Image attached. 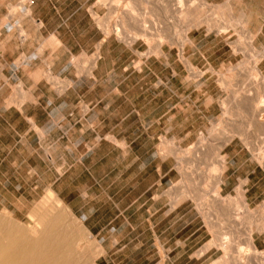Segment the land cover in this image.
Masks as SVG:
<instances>
[{
	"label": "rangeland",
	"instance_id": "374dc122",
	"mask_svg": "<svg viewBox=\"0 0 264 264\" xmlns=\"http://www.w3.org/2000/svg\"><path fill=\"white\" fill-rule=\"evenodd\" d=\"M184 1L186 7L192 2L194 7H191L187 13L177 14L173 12L172 2H166L169 4L166 5L160 0L159 2L152 0L146 5L142 0H0V75L6 76L0 79V92L9 93L7 101L13 105L20 92H26L27 101H33V92L40 91L44 96L41 103L47 105L49 95L46 94L48 93L46 90L51 88L61 94L69 85V77L78 78L90 74L94 69L93 62L96 66L100 55L107 61L104 72L115 66L113 73L118 76L151 75V79L147 80L143 89L160 90V80L171 73L169 68L179 69L188 82L207 81L210 95L214 100H218L219 114L214 122L190 141L188 146H173L171 141L168 152L171 173L169 181L165 183L169 189L164 194V201L171 208L185 203L187 209H196L206 226L217 224L218 228L226 231L238 224L239 227H259L262 231L264 167L257 159V154L264 153V132L255 126L248 127V118L256 96L253 86L250 87L254 84L249 78L257 72L264 77V66H258L264 56V44L257 49L259 47L253 41L255 36L249 32L247 18L249 0ZM122 20L127 22L124 26L121 25ZM144 24L148 26L147 39L134 35L137 31H141ZM152 26L156 29L160 28L159 33H154L151 30ZM54 31L57 32L58 38L64 39V47L56 52L59 43L53 36ZM193 31L196 32L195 35H190ZM184 32L189 33L191 43L188 45L184 43ZM106 33L109 35L107 36ZM129 36L136 37V40L131 41ZM160 36L162 38H159ZM191 37L196 39L195 43ZM104 40L110 43L102 45ZM158 41L162 42L160 54L155 48ZM109 44H111L110 54ZM226 54L231 55L232 65L221 67V60L226 58ZM166 56L167 59H164ZM167 63L170 67H167ZM157 77L160 79L158 82ZM133 80L131 79L132 82ZM38 81L41 82V86L35 89L34 86ZM114 84V81L109 82L108 89ZM130 85L139 89L141 84L127 82L123 86L130 87ZM84 87V81L79 79L75 82L76 90L81 91ZM246 90H251L252 97H247ZM234 95L240 96V98L237 96L239 99L235 103L232 102ZM225 102L230 103L229 115L226 117L232 118L231 120L224 118L222 105ZM80 105L83 106L82 103ZM225 122H229L230 125ZM218 125H221L222 129L220 126L218 131H215ZM228 130L243 135L242 139L235 137L225 146L222 155L226 157L227 163L230 161V170L235 171L236 178L232 180L231 185L238 186L243 183L246 187L253 188V198H255L253 202L256 204V209L245 211L247 214L242 213L243 207L239 208L238 196L234 198L224 196L219 191L223 202L215 201L214 176L210 171L212 164L200 161L192 165L185 158L186 153L188 151L191 153L201 140L213 139L210 137L212 131L223 137L227 135ZM228 155L230 157H227ZM48 192L51 191H47L46 195L26 212V215L6 211L10 216L5 218L20 230L28 231L35 224L28 215L44 204ZM115 198L112 195L91 194L88 203H77L80 213L84 215L83 221L87 225L85 227L68 209L59 213L65 216L63 223L68 227L70 236L80 244L82 252L87 255L96 254L95 251L100 252L95 264L106 262L107 264H148L153 255V245L147 242L148 237L145 234L137 237L143 238L142 241H131L136 235L130 234L129 227L116 225L115 223L120 222L117 220L106 228L105 235L99 237L96 234L98 227L90 224L99 222V217H102L103 221L113 220L117 213L113 208V204L116 203ZM177 199L179 201L176 202ZM235 204H238V207ZM233 205L237 212H241L237 214L238 222L235 224L228 221L230 216L233 217V214H230ZM104 206L111 209L105 211ZM3 212L0 211L2 218H4L1 215ZM52 216L55 218L56 215ZM87 229L93 232V236ZM142 230L144 228H138L137 234ZM212 234L215 235L213 232ZM221 236V243L226 237L227 248H221V244L219 245L221 257L212 264H258V261L259 264H264V252L257 253L252 247L256 252L254 256L249 245L245 250L235 248L236 241L230 233L225 232ZM104 237L108 240L118 238L122 241L102 242L101 239ZM100 246L107 252L106 260L99 259L103 254ZM203 252L201 249L196 255H201ZM232 254L236 256L229 258ZM242 254H247L248 258L244 259Z\"/></svg>",
	"mask_w": 264,
	"mask_h": 264
},
{
	"label": "crops",
	"instance_id": "0c3cea01",
	"mask_svg": "<svg viewBox=\"0 0 264 264\" xmlns=\"http://www.w3.org/2000/svg\"><path fill=\"white\" fill-rule=\"evenodd\" d=\"M248 3L249 32L260 49L264 44V0ZM53 36L59 43L56 52L64 47V39L58 38L56 31ZM105 43L110 42L104 40L102 45ZM221 61V67L232 65L230 54ZM106 62L100 55L90 74L69 77V85L61 94L46 90L47 105H42L44 96L40 91L33 92V101L26 100V92H20L13 105L7 101L9 93L0 92V211L26 215L51 191L48 195L53 194L85 227L84 215L76 204L88 203L91 194L112 195L116 197L113 208L117 212L113 220L99 217V222L90 224L98 227L99 237L117 220L120 222L116 225L129 227L130 234L136 235L131 241H142L137 237L145 234L153 245L148 264H212L221 257L219 245L225 232L235 238V248L245 250L251 231L252 247L263 253L264 230L259 227L236 224L223 231L216 222L206 226L200 213L187 209L185 203L171 208L164 201L169 189L165 183L171 173V141L173 146H188L219 114L218 100L210 95L208 82H188L179 69L169 68L167 77H157L160 90L143 89L151 75L118 76L113 73L115 66L104 72ZM258 66H264V56ZM5 77L0 75V79ZM79 79L85 83L81 91L75 89ZM111 81L115 84L108 89ZM127 82L141 85L139 89L123 86ZM40 86L38 81L34 88ZM229 162L220 193L234 198L238 191L237 184L231 185L236 177ZM242 190L247 210H255L253 188L243 185ZM230 211L236 212L234 205ZM138 228L144 230L137 234ZM101 240L122 241L106 237ZM208 244L210 249L196 255ZM101 249L99 259L106 260L107 252Z\"/></svg>",
	"mask_w": 264,
	"mask_h": 264
},
{
	"label": "bare ground",
	"instance_id": "6f19581e",
	"mask_svg": "<svg viewBox=\"0 0 264 264\" xmlns=\"http://www.w3.org/2000/svg\"><path fill=\"white\" fill-rule=\"evenodd\" d=\"M142 1L143 4L146 5L149 4L152 0H142ZM155 1L156 0H154V2ZM157 1L159 2V0ZM160 1H164L165 4L166 2H172L173 4L172 3L171 4H172L173 12L175 11L174 13L177 14L187 13L191 7H194L192 6L193 2L191 3V5L188 3L189 5L186 7L184 0H160ZM197 12H201V11H197ZM125 23H127L126 20L121 21L122 26H124ZM153 26L151 30L154 31V33L156 32L159 33L160 28L156 29ZM147 28L148 26L144 24L141 27V31L139 32L137 31L136 34H134L133 32V34L139 37H143L144 39L145 38L147 39L148 38L146 34L148 33V30H146ZM184 34H185L184 43L188 45L191 43L188 37V32L187 33L184 32ZM106 35L108 36L109 33H106ZM128 38H130L131 41L136 40V37L133 36H129ZM159 38L162 37L160 36ZM161 47H162V42L158 41L157 47L155 48L157 52H159V54ZM92 68H95L94 62ZM249 80L252 81L254 84V85H250V84L249 85L250 87L253 86V90L256 92V96H254L255 98L253 97L254 98L252 105L253 107L251 110V114L248 118V127L255 126L264 132V77H262L261 74L257 72L254 76L249 78ZM250 91L246 92L248 94L247 95L248 98L252 97ZM244 95L246 96V94ZM237 96L232 98L233 103L237 102V100L240 98V96H238L239 98ZM229 105L230 103L225 102L223 103L222 107L224 110V118L231 120L232 118L230 119V117H226L227 115H229V111H228ZM218 123L220 124L222 122H218ZM225 123L230 125L229 122L228 123L225 122ZM221 125H218V127H216L214 130L218 131ZM215 131H212L210 134V137L213 139L209 141L205 139L201 140L198 146L195 149H193L191 153L190 151L186 153L185 158H187L189 163L192 165L200 163V161L201 162L204 161V162H208L209 164H212L210 171L213 173L214 176L213 185H214L215 195L213 197L216 202L218 201L223 202V199H221V196L219 195V191L224 183V175L226 173L228 163L226 157L222 155V151L224 147L227 146L235 137L242 139L243 135L240 133H236L232 130H228L227 135L221 137L222 135L218 134ZM260 154L261 153L257 154L258 155L257 159L260 161L261 166L263 165L264 167V153H262V155ZM187 175L188 172L186 173V176ZM242 186L243 183H240L236 188L238 191L237 203L240 204L237 205L239 206V208L240 206L241 208L243 207L242 209L245 212L247 211V207L245 204V199H244L245 197L243 196L244 193L242 192L243 191ZM175 201L177 202L179 201V199ZM49 204L50 206H48ZM66 209L67 208L58 199H56V197L53 194L48 195L47 200L44 202V204L39 209L28 215L35 222L34 226L31 229H28V231L20 230L16 225L12 224L7 218H5V216L8 215L10 216V214L6 212L1 213V215H3L4 218L0 217V264H83V263L95 264V260L100 255V252L95 251L96 254H91V255L85 254L84 251L82 252L80 244L76 241V239L75 240L73 239L74 237L72 238L70 236L68 227L63 223L65 216L59 213L60 211H64ZM239 212H237L236 210V213H233V217L230 216V219L228 221L231 224H235L236 222H238L237 214H239ZM52 215H56L55 218ZM261 227H262L261 229L264 230L263 223L261 224ZM247 237H248L247 241H248L249 249H252L251 251H253L252 237L250 231H248ZM225 238L222 239V241L224 242H222L220 245V247L224 249L227 248V246L225 245L227 239ZM210 246H211L210 244L206 245L203 248V251H206V249H210ZM253 254L254 256H256L255 251H253Z\"/></svg>",
	"mask_w": 264,
	"mask_h": 264
}]
</instances>
